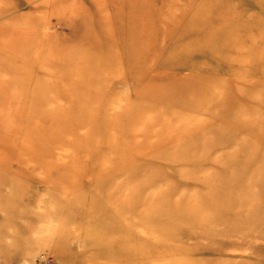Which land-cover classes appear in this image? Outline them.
I'll list each match as a JSON object with an SVG mask.
<instances>
[{
    "label": "rangeland",
    "instance_id": "374dc122",
    "mask_svg": "<svg viewBox=\"0 0 264 264\" xmlns=\"http://www.w3.org/2000/svg\"><path fill=\"white\" fill-rule=\"evenodd\" d=\"M0 86V264H264V0H0Z\"/></svg>",
    "mask_w": 264,
    "mask_h": 264
},
{
    "label": "bare ground",
    "instance_id": "6f19581e",
    "mask_svg": "<svg viewBox=\"0 0 264 264\" xmlns=\"http://www.w3.org/2000/svg\"><path fill=\"white\" fill-rule=\"evenodd\" d=\"M5 64V63H4ZM6 66V64L4 65ZM12 75H10L9 77H11ZM0 89L3 90V86H0ZM1 94V93H0ZM1 96V95H0ZM1 99V98H0ZM31 145L33 146V149L36 148L38 150L42 149V146L45 147L44 143H43V139L41 138V141L40 139L36 140L35 142L31 143ZM32 148V147H31ZM33 164V169L36 170L37 168L35 167L34 163ZM35 167V168H34ZM40 179V178H39ZM40 181H44L42 179H40ZM156 198V196H154L152 199ZM151 199V200H152ZM154 202V201H153ZM154 206V205H153ZM144 206L142 207H139V209H143ZM146 210L145 212H142V213H146V214H142L141 218L140 219H143V218H146V217H149V216H152L154 215L155 217L157 215H159L160 213V208L158 207H149V206H145ZM123 211H125V209H123ZM129 212V210H128ZM2 214L1 210H0V215ZM162 215V214H161ZM163 217V216H162ZM158 219V218H157ZM76 240H80L82 241V239H77ZM83 243H86L85 240L82 241ZM88 242H90L88 240ZM92 242V241H91ZM112 245L115 246V247H118L119 251L120 252H123L122 253V256H120L119 259L123 260V256L125 257V260L128 261V260H137V258H142L143 256V251H141V247H140V244H138L137 242L133 243V242H129V243H125V242H122V239H117V238H114L112 240ZM130 246V247H129Z\"/></svg>",
    "mask_w": 264,
    "mask_h": 264
}]
</instances>
